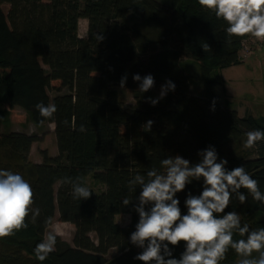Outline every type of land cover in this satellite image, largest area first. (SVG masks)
<instances>
[{
    "label": "trees",
    "instance_id": "obj_1",
    "mask_svg": "<svg viewBox=\"0 0 264 264\" xmlns=\"http://www.w3.org/2000/svg\"><path fill=\"white\" fill-rule=\"evenodd\" d=\"M160 1L0 0V169L29 182L32 208L40 209L35 221L29 213L26 228L0 239V264H142L134 259L141 249L129 241L138 221L134 205L139 188L129 193L128 181L158 168L167 156L195 163L198 151L214 146L217 162L226 159L229 170L243 166L264 193V141L252 149L243 147L246 132L264 130V117L260 123L248 114L239 117L229 106L206 98L203 89L213 83L214 70L242 63L239 51L249 37L226 43L223 22L203 11L197 0ZM129 17L137 21L129 24ZM79 19L87 21L86 38L78 35ZM97 43L104 45L92 50ZM185 58L195 66L194 74L185 71ZM135 74L139 81H133ZM148 75L165 89L155 106L149 102L156 99L152 87L138 90ZM124 76L123 89L132 92L134 101L128 109L121 99ZM53 81L60 87L51 97ZM199 85L203 88L192 92ZM3 99L8 108L1 106ZM38 104H54L56 111L45 118ZM15 108L26 113L27 125L54 126L56 155L43 153L38 164L29 160L31 145L39 140L11 130ZM149 120L154 123L146 131L143 125ZM137 146L143 148L144 165ZM72 182L89 188L91 197L74 200ZM188 191L198 195L201 184L193 181L177 194L182 214ZM126 195L134 198L123 206ZM228 211L239 213L250 229L264 227V205L250 195L244 204L233 196ZM56 213L74 226L73 245L56 242L48 258L38 261L34 248L45 240ZM119 215H128L129 223L118 224ZM233 238L242 237L234 233ZM111 249L119 255L108 259ZM182 250L181 244L174 256ZM238 260L230 249L221 264Z\"/></svg>",
    "mask_w": 264,
    "mask_h": 264
},
{
    "label": "clouds",
    "instance_id": "obj_2",
    "mask_svg": "<svg viewBox=\"0 0 264 264\" xmlns=\"http://www.w3.org/2000/svg\"><path fill=\"white\" fill-rule=\"evenodd\" d=\"M203 11L214 14L216 20L225 25V42L232 39L251 37L264 42V0H197ZM133 81H139L138 74ZM126 76L121 78L124 87ZM154 85V78L148 75L143 79L139 92L143 93ZM169 89L175 85L167 81ZM164 96V87L156 99L150 98L155 106ZM40 115L50 118L56 111L54 104H38ZM154 122L149 120L143 125L150 131ZM243 143L245 149H252L264 141V130L252 129L246 132ZM200 159L192 163L180 155L167 156L160 160L159 167H152L146 174H136L128 181V192L134 194L139 188L134 211L138 214L135 231L129 241L141 251L134 257L142 264H221L231 249L239 257L238 264H264V227L250 229L241 223L236 211L225 212L233 196L240 204L248 200L264 205V193L259 182L253 179L243 166L229 170L228 161L219 158L214 146L197 152ZM193 181L201 184V191L194 195L186 192L183 201L186 212L182 214L178 193L184 192ZM69 183V179H65ZM241 189L247 190L241 192ZM72 198L87 200L92 191L78 182H72ZM34 192L19 173L0 169V239L12 236L16 231L26 228L29 213L35 221L40 214L39 208H32ZM133 195H126L121 204L128 206ZM238 233L240 239H234ZM183 245L179 257L174 249ZM56 235L49 233L46 240L38 243L34 254L38 261H44L54 251ZM256 254L255 256L253 254Z\"/></svg>",
    "mask_w": 264,
    "mask_h": 264
},
{
    "label": "rangeland",
    "instance_id": "obj_3",
    "mask_svg": "<svg viewBox=\"0 0 264 264\" xmlns=\"http://www.w3.org/2000/svg\"><path fill=\"white\" fill-rule=\"evenodd\" d=\"M1 7L4 11L8 9L7 5H2ZM127 21H129V24H132L137 20L133 17H129ZM78 35L81 38H86L87 36V21L84 19H79L78 21ZM103 45L104 43L92 44L91 49L97 51ZM262 50H264V48ZM256 52V50L253 51L250 58L239 65L227 69L214 70L212 73L213 83L204 85V88L202 85L194 86L192 92L197 93L198 90L203 88L206 92V98L218 100L222 105L237 110L239 117L248 114L253 116L258 122L261 121L264 117V61L257 58ZM183 64L187 73H195L196 68L190 60L185 58ZM51 86L52 89H50L49 95L52 97L55 93L54 89L60 87V82L53 81ZM162 86L163 85L158 84L152 87L153 97H159ZM120 90L122 91L121 99L123 107L126 109L132 107L134 104L132 92L123 88ZM163 97L161 99H163ZM1 106L8 108L5 99L1 101ZM25 118L26 113L23 110L15 108L11 111V130L25 137L36 136L39 140L32 143L29 160L34 163H40L43 153H46L48 156L56 155L57 149L53 132L54 126L52 124H47L34 127L25 124ZM121 131H124V129L121 128ZM136 151L139 163L141 165L146 164V159L143 156V148L137 146ZM129 220L130 217L128 215H119L116 218V221L120 225L128 224ZM74 230L75 228L72 224L60 221L56 213L51 225L46 230L45 240L49 233H53L58 236L56 242L73 245ZM91 237L93 238V235ZM136 249L140 248L136 246ZM118 255L119 252L116 249H111L107 253L106 258L111 259ZM253 255L255 256L256 254L254 253Z\"/></svg>",
    "mask_w": 264,
    "mask_h": 264
},
{
    "label": "built area",
    "instance_id": "obj_4",
    "mask_svg": "<svg viewBox=\"0 0 264 264\" xmlns=\"http://www.w3.org/2000/svg\"><path fill=\"white\" fill-rule=\"evenodd\" d=\"M264 48V42H258L254 40L253 38L249 37L246 40H244L241 44V49L239 51V61L245 62L247 59L250 58L253 51H259Z\"/></svg>",
    "mask_w": 264,
    "mask_h": 264
},
{
    "label": "crops",
    "instance_id": "obj_5",
    "mask_svg": "<svg viewBox=\"0 0 264 264\" xmlns=\"http://www.w3.org/2000/svg\"><path fill=\"white\" fill-rule=\"evenodd\" d=\"M256 55H257V58L258 59H261L262 61H264V50H259V51H257L256 52ZM218 101V100H217ZM218 102H220V101H218ZM233 110H235V109H233ZM236 112H237V114H238V111L237 110H235ZM241 117V116H240ZM35 163H37V162H35ZM38 164V163H37Z\"/></svg>",
    "mask_w": 264,
    "mask_h": 264
}]
</instances>
